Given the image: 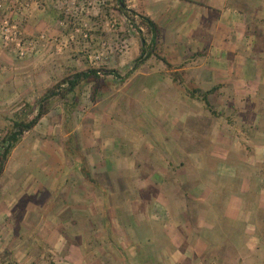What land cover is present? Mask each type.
<instances>
[{"label":"crops","instance_id":"obj_1","mask_svg":"<svg viewBox=\"0 0 264 264\" xmlns=\"http://www.w3.org/2000/svg\"><path fill=\"white\" fill-rule=\"evenodd\" d=\"M128 1L166 63L111 80L87 123L59 128L62 154L0 182V213L39 206L0 246L20 264H185L205 214L206 262L264 264V0ZM211 89L214 112L189 93Z\"/></svg>","mask_w":264,"mask_h":264},{"label":"rangeland","instance_id":"obj_2","mask_svg":"<svg viewBox=\"0 0 264 264\" xmlns=\"http://www.w3.org/2000/svg\"><path fill=\"white\" fill-rule=\"evenodd\" d=\"M29 2L0 0V28L4 33L0 31V137L16 116L31 118L35 115V112L30 113L31 107L37 105L46 90L54 87L57 95L50 98L48 112L13 148L0 182L12 183L14 173L24 166L30 170L32 161H49L50 157L62 154L57 144L64 142V134L59 128L65 129L73 121L87 123L92 103L100 100L103 90L117 86L111 80L118 81L119 85L135 71L134 59L139 54L140 43L138 31L141 29L144 35L147 32L137 16L133 23L130 12L128 17L119 11L117 0L43 1L44 11L34 9V14H38L33 18L29 17L32 11ZM125 4L135 10L133 2L125 0ZM5 35L9 38L7 44ZM23 40H34L38 45L31 54L19 58L15 47ZM88 69L96 70L98 77L81 82L67 94L66 84L58 86L72 73ZM108 70H115L116 76ZM75 163V167L80 165L79 161ZM15 201L0 213V237L5 243L18 235L16 227L24 223L22 217L26 210H30L26 222L33 221L39 213L35 203L26 206L24 198ZM193 215L188 233L194 234V260L185 264H214L205 261V228L200 225L202 222L205 227V214ZM8 250L9 246H0V264L13 263ZM61 261L48 258L28 264Z\"/></svg>","mask_w":264,"mask_h":264},{"label":"trees","instance_id":"obj_3","mask_svg":"<svg viewBox=\"0 0 264 264\" xmlns=\"http://www.w3.org/2000/svg\"><path fill=\"white\" fill-rule=\"evenodd\" d=\"M118 1V9L125 16L129 17V12L131 13V21L134 23V17L137 16L141 22L146 27V35L141 32L139 29L140 35V48L139 54L134 59V69H136L140 64L145 62L149 57L155 56L159 60H162L166 63L165 58L159 57L156 55V45H157V37L159 33V29L157 24L151 20L149 17L136 12L133 9H128L125 4V0H117ZM128 12V13H127ZM169 67L170 65L167 64ZM109 73H112L114 76L115 70H108ZM92 77H98L97 71L93 69H88L86 71H79L72 73L70 77L61 81L58 86L62 84H66L64 87L65 93L72 92L81 82L88 80ZM54 88V87H53ZM53 88L46 90V92L39 98L37 105L31 107V112H35L33 117H18L12 119V123L10 124L8 130L4 133L3 136L0 137V175L3 173L8 158L13 150V148L17 145V143L21 140L22 135L33 129V127L37 124L42 116H44L49 110V100L52 96L57 95L56 91ZM198 92V98L204 101L206 107L210 109L211 112H214L210 106V103L207 99V95L212 92V89L209 91L199 92V91H189V93L193 96H196L195 93ZM12 264H18L16 261H13Z\"/></svg>","mask_w":264,"mask_h":264},{"label":"built area","instance_id":"obj_4","mask_svg":"<svg viewBox=\"0 0 264 264\" xmlns=\"http://www.w3.org/2000/svg\"><path fill=\"white\" fill-rule=\"evenodd\" d=\"M0 31H2V27L0 28ZM3 33V31H2ZM4 35V33H3ZM8 35L4 36V43H8ZM38 42L34 40H23L16 43L15 51L16 55L19 58H23L29 54L32 53V51H35V48L37 47ZM58 264H66L65 261H61Z\"/></svg>","mask_w":264,"mask_h":264}]
</instances>
